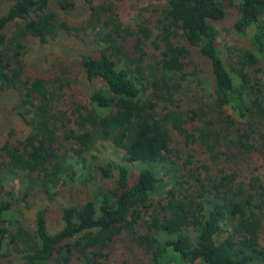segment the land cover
Returning a JSON list of instances; mask_svg holds the SVG:
<instances>
[{
	"label": "trees",
	"instance_id": "trees-1",
	"mask_svg": "<svg viewBox=\"0 0 264 264\" xmlns=\"http://www.w3.org/2000/svg\"><path fill=\"white\" fill-rule=\"evenodd\" d=\"M9 1L0 8V95L14 92L30 132L1 155L0 264H107L125 236L150 264H264V0H236L235 31L248 44L229 62L215 23L235 0H166L135 28L110 0ZM72 13L87 14L92 34L79 54L87 105L71 98L66 68L25 77L27 42L70 33L60 15ZM193 81L197 105L184 108L177 95L185 82L193 92ZM102 145L119 161L101 164ZM93 166L115 185L64 207L61 230L50 231L44 208L32 228L18 217L36 191L52 199L77 178L92 181Z\"/></svg>",
	"mask_w": 264,
	"mask_h": 264
},
{
	"label": "rangeland",
	"instance_id": "rangeland-1",
	"mask_svg": "<svg viewBox=\"0 0 264 264\" xmlns=\"http://www.w3.org/2000/svg\"><path fill=\"white\" fill-rule=\"evenodd\" d=\"M106 0H96L100 3ZM116 6V11L125 26L136 27L140 19V14L145 8L160 7L164 5L166 0H110ZM234 1V0H233ZM11 1L0 0L1 13H5L10 6ZM235 5L225 2L227 17L220 22L215 23V26L220 30L219 48L221 54L227 62L232 59V55L244 48L248 44L247 37H239L235 31V24L241 17ZM82 5V3H80ZM146 17H155L153 11L144 12ZM60 18L68 22L72 28L70 33H62L57 39L51 40L48 44H41L38 40L27 42L28 52L25 55L26 62V78L42 77L45 79H54L57 75H62L63 69H68L67 74L72 82L70 88L71 98L79 100L82 105L89 104L87 94L90 88L89 83L81 73L79 65V54L90 51L92 41L91 30L86 31L83 28L86 26L87 14L79 17L76 13L70 14V19L65 15H60ZM155 19H153L154 21ZM200 54L196 55V61L200 64L201 80L207 85H212L213 79L209 72V66L204 63ZM193 92L188 93V82H185L184 91L177 95L182 99V106L193 107L197 105V88L198 81L191 82ZM100 86V85H99ZM98 86V87H99ZM187 89V90H186ZM14 92H8L0 95V160L4 154L3 147L6 143L16 144L20 140H24L30 132L29 126L25 125L23 120L17 115L13 105L15 100L11 95ZM101 152L100 163L105 164L109 161H119L118 152L114 151L109 145L103 147ZM199 159H201V156ZM263 161H258L256 166L263 167ZM264 172V170H263ZM94 178L89 183H84L81 179H85L86 175L79 174L85 178H77V181L71 185H66L60 189L59 195L52 198L44 195L40 191H36L30 198L28 206L22 204L18 206L20 217L26 222L28 227H33V219L35 213L44 208L47 210L48 227L52 232H58L62 229L61 210L70 205L85 203L89 200H95V197L101 190L114 187L115 178L106 177L105 173L100 169L92 167ZM86 180V179H85ZM134 180V178H133ZM25 219V220H24ZM264 235V234H263ZM4 264H17L14 259H9ZM107 264H150V258L144 249L134 246L128 238L122 237L117 240L109 248V259Z\"/></svg>",
	"mask_w": 264,
	"mask_h": 264
}]
</instances>
